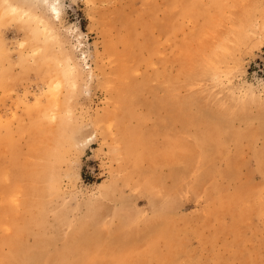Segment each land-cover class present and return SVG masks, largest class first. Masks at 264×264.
I'll list each match as a JSON object with an SVG mask.
<instances>
[{
	"label": "rangeland",
	"instance_id": "obj_1",
	"mask_svg": "<svg viewBox=\"0 0 264 264\" xmlns=\"http://www.w3.org/2000/svg\"><path fill=\"white\" fill-rule=\"evenodd\" d=\"M193 1L55 0L56 14L40 0H13L15 12L0 1V253L41 232L58 248L84 221L141 230L159 212L174 264H264V0ZM214 52V71L184 75ZM126 67L138 88L119 96ZM184 97L194 105L177 115ZM196 106L233 131L210 172L192 134L208 126L190 123ZM185 147L193 158L173 187ZM45 177L56 185L46 206L33 190Z\"/></svg>",
	"mask_w": 264,
	"mask_h": 264
},
{
	"label": "bare ground",
	"instance_id": "obj_2",
	"mask_svg": "<svg viewBox=\"0 0 264 264\" xmlns=\"http://www.w3.org/2000/svg\"><path fill=\"white\" fill-rule=\"evenodd\" d=\"M0 1L3 2L1 11L8 10L15 12L16 8H14V6L17 3L12 2L13 0ZM40 1H44L46 3L48 2V5L52 9V11H54L55 14L58 13V8L55 5V0ZM198 1L200 0H194L192 2V5L195 4L199 9ZM168 5L170 6L171 4ZM127 52H129V50H127ZM216 56H218V53L214 52L212 55L204 57L201 60L198 59L191 61L189 66L183 68V72L186 73L184 75L191 76L192 78V76L199 77L201 75H204L210 70L214 71V69L216 68ZM118 72L120 73V71ZM121 72L125 78L124 82L121 83V85L124 86L125 89H120L119 86L114 87L119 96H126L128 95L129 91L137 90L138 86L136 85L137 83L131 79L127 67L122 68ZM185 78L187 79V77ZM193 99V97H186L185 99L180 100V102L179 99H177L179 102H177L175 105L177 115L185 113V110L189 109V105H194L192 103V101H194ZM194 103L196 104V102ZM196 108L197 113L194 112L195 115H189L191 117V120L189 119L191 121L190 123L197 124L199 122L200 127L202 123L208 126L207 128L204 126L206 129L204 128L203 131V127L202 129L199 127L201 129V132L200 129L199 131L194 130L192 134L195 146L199 147L200 149V159L201 163L205 167V172H210L214 166L213 162L217 155L224 153V147L222 145H224V136L225 133H227L225 132V130L227 131L228 129V131L231 132L232 129H229L230 126L228 120L227 118H223V113L208 112L202 110L199 106H196L195 108L193 107L190 110H194ZM191 112L192 111H189L190 114ZM186 115L188 116V114H185L183 116ZM181 118H179L180 121ZM185 121H187V119H183L182 123H184ZM261 130L264 131V127L261 128ZM231 133H233V131ZM239 133L241 134L242 132H238V134ZM120 139L123 140L125 144L126 140L124 139V137H120ZM177 140L182 141V139ZM48 151H50L49 148L45 149V153ZM255 153L256 157H258L259 159L258 167L261 168V171L264 173V150H257L255 151ZM192 158L193 152L189 147L183 148L181 150V154L174 156L172 167L169 172L170 177L173 179L171 181H174L173 187L176 186L179 178L182 176L184 171H186ZM234 158L235 157L227 158V173H231L233 176L234 169H231V167L235 166ZM231 163H233V165ZM152 168H155L154 165H152ZM33 190L40 193H45L46 206L47 201H49L48 198L50 197V195L56 192V185L54 181H50L48 183V177H45V188L39 187L34 188ZM242 198L243 196L241 195L235 198L237 200H234L233 202H239ZM163 219L164 216H161L158 212L155 214V216H153L151 220L146 223V225L141 230L136 229L133 231H131L130 229H124V224H126L128 221H121V224L118 223L117 225H120L119 227L116 226L117 228L109 230L106 233L98 227L97 229L95 225L91 227V229H88L89 224L92 223H86L82 219V221L84 222L75 224L72 231L68 235H66V237H64L61 245L58 246V248L50 247L51 242L53 241L52 236H48L46 234L44 235L43 232L39 233V235L36 234L33 242L30 245H25L23 239H19L17 242H12L11 247H9V244L7 243L8 250L5 253H0V264H57L59 261H62L64 258H66L69 254H75L78 257V261L74 260L75 262L71 264H148L146 258L150 253L156 256L157 264H174L171 258L176 257L175 255H178L175 251V247L177 245H172L173 238H169V235L166 233V229L163 227V225L159 227V221L161 222V220ZM161 234H163L162 237L167 240L166 242L170 240V244H168V248L164 254H159L155 251L154 237H158ZM133 251L136 252V257L134 259L131 257V252ZM90 256H95L97 258V263H90Z\"/></svg>",
	"mask_w": 264,
	"mask_h": 264
}]
</instances>
